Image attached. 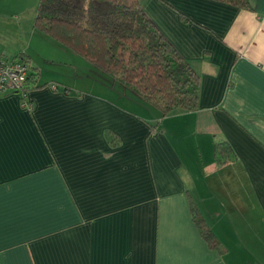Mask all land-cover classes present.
I'll return each instance as SVG.
<instances>
[{
	"label": "crops",
	"instance_id": "0c3cea01",
	"mask_svg": "<svg viewBox=\"0 0 264 264\" xmlns=\"http://www.w3.org/2000/svg\"><path fill=\"white\" fill-rule=\"evenodd\" d=\"M140 1L198 73L195 111L162 117L38 32L39 0H0V55L51 86L0 95V264H264V0Z\"/></svg>",
	"mask_w": 264,
	"mask_h": 264
},
{
	"label": "trees",
	"instance_id": "16d2710c",
	"mask_svg": "<svg viewBox=\"0 0 264 264\" xmlns=\"http://www.w3.org/2000/svg\"><path fill=\"white\" fill-rule=\"evenodd\" d=\"M213 1L252 9L251 0ZM34 27L98 69L106 84L111 79L120 83L162 117L198 107V73L147 15L140 0H39ZM14 60L26 64L30 71L25 94L14 92L21 93L24 106L30 107V89L51 86L40 85V69L23 54ZM105 136L114 144L120 142L111 130H106ZM225 151L233 150L225 143L216 145L220 165L228 164ZM191 212L206 242L225 253L195 204Z\"/></svg>",
	"mask_w": 264,
	"mask_h": 264
},
{
	"label": "built area",
	"instance_id": "2783aa9c",
	"mask_svg": "<svg viewBox=\"0 0 264 264\" xmlns=\"http://www.w3.org/2000/svg\"><path fill=\"white\" fill-rule=\"evenodd\" d=\"M29 69L21 62L4 61L0 57V95L14 92L24 93L25 83L29 77Z\"/></svg>",
	"mask_w": 264,
	"mask_h": 264
},
{
	"label": "rangeland",
	"instance_id": "374dc122",
	"mask_svg": "<svg viewBox=\"0 0 264 264\" xmlns=\"http://www.w3.org/2000/svg\"><path fill=\"white\" fill-rule=\"evenodd\" d=\"M38 3H39V2H38ZM38 3H37V6H38ZM54 44H56V46H57V43H54ZM59 46L61 47L60 44H59ZM62 48H63V46H62ZM64 50H66V49H64ZM67 50H68V49H67ZM66 56H67V55L64 54L63 59L66 58ZM13 58H14V57H13ZM39 59H41V58H39ZM33 63H34L35 65H38V63H40V64H41L40 67H42L41 69H43V74H44V76H45L46 78H48V76L50 75V70H51L52 66L46 65V64L44 63L43 60L40 61V60H38V59L34 60ZM55 66H56V68H57V73H56L55 77L58 78L59 75H60V74H58V73L61 72L60 70L62 69V65L56 64ZM100 78H101V76H100ZM111 81L114 82L115 84H117L118 86H120L121 88H125V87H123L120 83H118V82H116V81H114V80H112V79H111ZM58 82H60L61 85L67 83V82H64V80H62V81L58 80ZM86 84H88V83H86ZM86 88H87V87H86ZM112 99H116V98H113V97H112Z\"/></svg>",
	"mask_w": 264,
	"mask_h": 264
}]
</instances>
